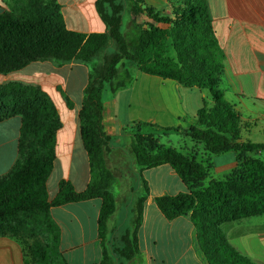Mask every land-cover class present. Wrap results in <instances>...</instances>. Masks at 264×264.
Returning <instances> with one entry per match:
<instances>
[{"label":"trees","instance_id":"16d2710c","mask_svg":"<svg viewBox=\"0 0 264 264\" xmlns=\"http://www.w3.org/2000/svg\"><path fill=\"white\" fill-rule=\"evenodd\" d=\"M11 1V10L0 13V74L39 61L58 66L76 62L88 68L79 117L90 181L85 190L77 191L70 181L62 180L57 195L49 200L47 183L56 159L57 132L62 127L57 107L39 85L21 81L0 84V122L21 117L17 160L0 176V236L20 239L33 264H69L60 250V230L51 208L98 199L102 264H117L114 254L135 264L149 186L142 179L144 195L134 205L133 227L122 236V247L112 251L108 222L117 208L113 192L116 175L107 164L111 138L103 122L104 90L108 87L115 94L132 84L134 75L126 64L132 62L145 74L209 91L213 104L198 110L197 121L187 134L211 155L236 154L230 176L211 179L205 185L211 164L159 145L150 135L135 134L130 148L139 173L169 165L187 188L174 196L157 197L158 208L168 220L191 216L208 264H255L233 248L222 227L264 215V157L255 156L264 153V142L242 139L248 125L225 98L226 56L206 1L180 0L167 15L145 0H131V19L123 33L126 5L120 0H97L106 32L91 34L68 29L57 0ZM62 96L72 109L70 97L65 92Z\"/></svg>","mask_w":264,"mask_h":264},{"label":"crops","instance_id":"0c3cea01","mask_svg":"<svg viewBox=\"0 0 264 264\" xmlns=\"http://www.w3.org/2000/svg\"><path fill=\"white\" fill-rule=\"evenodd\" d=\"M205 1L218 44L226 56L222 85L225 98L247 123L248 131L244 133H250L253 128H264V0ZM57 2L68 29L85 34L106 32V25L97 11V0ZM145 2L167 15H171L174 9L167 4L169 0ZM158 3L163 4L158 6ZM11 6V0H0V13L10 11ZM78 74L85 80L79 87V101L70 98L74 104L70 109L62 92L75 88ZM141 78L146 81L138 84L137 79ZM11 81L41 86L54 101L60 115L62 127L57 132L56 159L47 183L49 200L57 195L62 180L70 181L77 191L85 190L90 181V166L81 139L79 113L83 89L88 81L87 66L76 62L62 66L51 61L33 62L21 70L0 74V84ZM103 103L104 129L111 138L109 153L114 151L122 155L132 142L128 130L140 123L144 130L157 127L167 131L160 136L155 134L159 145L175 148L203 163L212 164V168L219 172L227 174L236 166L235 153L230 152L232 159L217 165L214 155L187 134L197 121L198 110L213 104L207 90L186 88L173 80L137 71L132 84L117 93L112 94L107 87ZM20 129L19 116L0 122V176L8 173L17 160ZM244 133L242 139L246 140ZM162 138L167 139L168 144L161 143ZM133 167L135 173H139L135 161ZM140 176L147 182L150 194L143 204L142 224L138 231L139 254L134 263L208 264L199 249L191 216L168 220L155 202L157 197L187 191L179 176L169 165L145 170ZM118 180L116 177L113 186L116 185L113 192L117 208L108 222V245L112 251L122 247V236L129 230L128 226L133 227L134 205L144 195L141 180L136 184L134 197L124 200L117 186ZM100 207L101 201L94 199L51 208V215L60 230V250L69 264H102L103 247L98 225ZM222 228L233 248L255 264H264V215L223 225ZM114 257L117 264H122L118 255L114 254ZM0 264L33 263L20 239L0 236Z\"/></svg>","mask_w":264,"mask_h":264},{"label":"rangeland","instance_id":"374dc122","mask_svg":"<svg viewBox=\"0 0 264 264\" xmlns=\"http://www.w3.org/2000/svg\"><path fill=\"white\" fill-rule=\"evenodd\" d=\"M122 1L125 5H126V10L123 13V23H122V32L124 33L127 30L128 24L130 22L131 19V0H120ZM151 1H155V0H149ZM180 3V0H169V3H167L169 5V7L173 8L175 6H178ZM163 3H158V6H161ZM166 4V5H167ZM97 58L94 60L96 61ZM130 69V71L132 72L133 75H135L137 73V71H139V69L137 68V66L135 64H133L132 62L130 63H126ZM84 76H82L81 74H78L76 77V85L74 89H70L66 94L68 96H70V98H72L75 102L79 101V87L80 85H82L84 83ZM137 83L138 84H142L144 83V81H146L144 78L141 79H137ZM126 108V107H125ZM253 126V125H252ZM128 133L131 135V137H133L135 134H141V135H145V136H151V138L155 139V134L156 135H163L166 134L167 131L165 130H161L158 129L157 127H150V128H146V130L143 129V127L141 126L140 123H137L135 125L134 128H132V130H128ZM244 136L247 138L246 140H251L252 142H264V128L262 127H258V128H253L251 130L250 133H244ZM158 141V139H156ZM187 143H190L188 140H185ZM161 143L163 144H168L167 143V139L162 138ZM126 149V148H125ZM119 152V151H117ZM229 155H232L230 153H225L222 155H214L213 160L215 161V163L217 165L220 164H224L226 162H228L229 160L232 159L229 157ZM234 155V154H233ZM255 156L257 157H264V153H259V154H255ZM200 158L204 159L203 156L199 155ZM106 159H107V164L109 166V168L114 172V174L116 175V177L119 179V185H117L119 187V189L121 190L122 196L124 197V200L126 199V197L132 196L134 197V195L136 194L135 189H136V184L137 183H141V176L139 173H135L134 171V167H133V154L131 152V148L130 146H128V149H126V151L121 155V153H116L114 151L112 152H108L106 155ZM208 164V163H206ZM212 165V164H211ZM230 172H228L227 174L225 172H219L217 170H215L214 168H210L209 170V177L208 179L205 181V185L208 184L209 180L211 179H225L228 176H230ZM116 187V185H115ZM115 187H113L114 189H116ZM126 228V227H125ZM127 228H131L130 226H128ZM116 249V248H115ZM119 259L122 260V264H127L126 261L124 259H122L119 256Z\"/></svg>","mask_w":264,"mask_h":264}]
</instances>
